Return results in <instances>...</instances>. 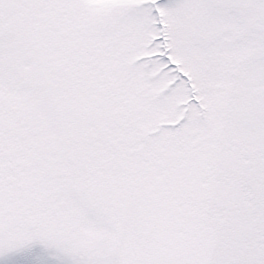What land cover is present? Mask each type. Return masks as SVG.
Instances as JSON below:
<instances>
[{"label": "snow or ice", "instance_id": "6c2138e0", "mask_svg": "<svg viewBox=\"0 0 264 264\" xmlns=\"http://www.w3.org/2000/svg\"><path fill=\"white\" fill-rule=\"evenodd\" d=\"M0 264H264V0H0Z\"/></svg>", "mask_w": 264, "mask_h": 264}]
</instances>
